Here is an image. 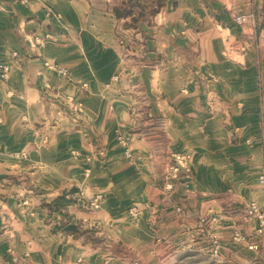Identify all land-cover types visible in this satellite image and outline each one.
Listing matches in <instances>:
<instances>
[{"label": "crops", "instance_id": "obj_1", "mask_svg": "<svg viewBox=\"0 0 264 264\" xmlns=\"http://www.w3.org/2000/svg\"><path fill=\"white\" fill-rule=\"evenodd\" d=\"M128 1L0 0V264H260L264 0Z\"/></svg>", "mask_w": 264, "mask_h": 264}, {"label": "built area", "instance_id": "obj_2", "mask_svg": "<svg viewBox=\"0 0 264 264\" xmlns=\"http://www.w3.org/2000/svg\"><path fill=\"white\" fill-rule=\"evenodd\" d=\"M246 22V18L243 16H237L234 18V23L237 26H240ZM33 42L38 47H43L47 45L48 43L56 42V39L54 37H51L50 35H47L45 37H34ZM17 64L16 62V54H12V61L10 62H3L0 64V84L6 83L9 79V75L11 72L12 67ZM45 68L48 70H52L54 72H57L62 77L67 78L68 72L62 68L54 67L49 64H44ZM85 86V85H84ZM68 101H71L69 97L66 98ZM119 143L123 146H126V142L124 139L120 138ZM124 157L128 160H132L133 156L129 149L126 148L124 151ZM184 171H187V156L186 155H173L172 156V164L168 167L165 178H164V186L163 189L165 191H170L172 189V183L174 180H177L180 173ZM261 184H264V178H261L259 181ZM99 197H96L92 202H90L88 205L90 207H95L98 204ZM244 218L245 220L255 219L257 223V227L255 230V235L257 237H264V208H261L254 202L248 203L243 210ZM130 217H135L136 212L129 211ZM215 219H211V221H214ZM205 220H202V223H204ZM233 242L235 243H245L246 238L241 234H235L233 236ZM246 248L250 251H257L258 245L256 244H247ZM219 253V243L216 241V239H213L212 241V248H211V255L213 257H217ZM260 264H264V255L261 258Z\"/></svg>", "mask_w": 264, "mask_h": 264}, {"label": "rangeland", "instance_id": "obj_3", "mask_svg": "<svg viewBox=\"0 0 264 264\" xmlns=\"http://www.w3.org/2000/svg\"><path fill=\"white\" fill-rule=\"evenodd\" d=\"M1 64V63H0ZM177 155H186L187 156V160L189 159L188 158V156H189V154L186 152V153H183V154H177ZM173 156V155H172ZM172 156H171V161H170V164H169V166L172 164ZM168 166V167H169ZM168 169V168H167ZM165 172H167V171H165ZM182 173V172H181ZM180 173V174H181ZM165 175H166V173H165ZM165 178V177H164ZM129 211H132V210H129ZM129 211H128V215H129ZM134 211V210H133ZM135 212V211H134ZM130 216V215H129ZM135 218H136V216H135ZM205 223V222H204ZM88 231L87 230H83V233H78V234H76V235H87L88 233H87ZM92 240H94V241H96V239H94L93 237H92ZM97 243V242H96ZM119 252L121 253V249H119ZM124 254L127 256V257H129L130 258V256H132L131 254H128V253H126V252H124ZM129 255V256H128ZM129 264H141L138 260H135L134 258H133V260H131L130 262H129Z\"/></svg>", "mask_w": 264, "mask_h": 264}, {"label": "water", "instance_id": "obj_4", "mask_svg": "<svg viewBox=\"0 0 264 264\" xmlns=\"http://www.w3.org/2000/svg\"><path fill=\"white\" fill-rule=\"evenodd\" d=\"M137 1H139V5L140 6H143L144 5L141 0H137ZM143 30H145V28H143ZM64 231L65 232H69V233H73V234L83 233V231L80 230L79 227L77 225H74V224L67 225L64 228Z\"/></svg>", "mask_w": 264, "mask_h": 264}, {"label": "trees", "instance_id": "obj_5", "mask_svg": "<svg viewBox=\"0 0 264 264\" xmlns=\"http://www.w3.org/2000/svg\"><path fill=\"white\" fill-rule=\"evenodd\" d=\"M131 3V4H130ZM129 5H137V1L136 0H129L127 3H125L123 5V8H126ZM143 7V6H142Z\"/></svg>", "mask_w": 264, "mask_h": 264}]
</instances>
